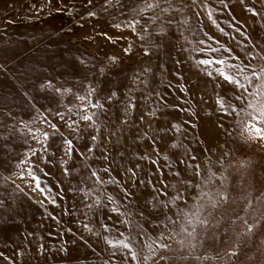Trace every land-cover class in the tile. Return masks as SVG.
Instances as JSON below:
<instances>
[{"label":"rangeland","instance_id":"rangeland-1","mask_svg":"<svg viewBox=\"0 0 264 264\" xmlns=\"http://www.w3.org/2000/svg\"><path fill=\"white\" fill-rule=\"evenodd\" d=\"M262 70L264 0H0V264H264Z\"/></svg>","mask_w":264,"mask_h":264},{"label":"snow or ice","instance_id":"snow-or-ice-1","mask_svg":"<svg viewBox=\"0 0 264 264\" xmlns=\"http://www.w3.org/2000/svg\"><path fill=\"white\" fill-rule=\"evenodd\" d=\"M89 2H91V0H89ZM154 6H155V5H152V4H148V5H147L148 8H151V7H154ZM88 15L91 16V15H94V13L89 12ZM144 54H145L146 56L148 55V50H147V49H145ZM203 62H204V63H207V61H203ZM218 63H222V61H218ZM220 75L223 77V79H224L225 81H228V82H230V83L235 82V81H233V78H232L230 75H227V74H225V73H223V72L220 73ZM252 75H253V76H257V73H256V72H253ZM261 78H264V70H262V72H261ZM245 79H247V77H245ZM117 95H118V92H117V91H112L111 94L107 96V99H108V100H112L113 97H116ZM217 103L219 104V106L221 107V109H223L225 112L227 111V108H228V107H231L230 105L226 107L225 104H224L219 98H218V100H217ZM129 107H133V108H134L135 105H133V104L131 103V101H129ZM260 117H261V120L264 121V105H262L261 108H260ZM83 119H85V120H89V119H91V117H89V116H84ZM52 127L55 128L56 126L53 125ZM255 131H256V133H257V137H258V139H262V140H264V129H262V128H260V127H256V128H255ZM92 139H93V140H96V137H95V136H92ZM65 144L67 145V148H66V152H65V154H66V155H70V154H72V153L74 152V149L72 148V141H71V140H65ZM89 151H91V149H89ZM105 159H107V156H105ZM193 159H195V157H193ZM153 163H154V162H153ZM64 170H65L66 173L68 172V169H67V168H65ZM104 171H105V172H108L109 170H108V169H104ZM127 171H128V172H132V169H127ZM197 174H199V172H197ZM92 175L95 176L96 173H92ZM133 175H135V173H133ZM213 175H214V174H213ZM221 179H223V177H221ZM217 197H218V199H214V200L211 201V203H212V207H213V208L217 207L219 204H221V203H223V202H226V200H227V195H226V193L223 192V191H219V192L217 193ZM178 198H182V197H180L179 194H178ZM197 219H199V217H197ZM199 222L202 223V224H204L205 226H209L210 223H211L208 219H203V220H200ZM216 223L218 224L219 221H217ZM259 223H260V222L257 221L255 225H249V226H248V231L251 232L255 227H257V226L259 225ZM123 246H124L126 249L129 248V245H128L127 243H125ZM160 247H161V248H165V247H167V245L161 243V244H160ZM236 254H237L236 252H233V253H232V255H236Z\"/></svg>","mask_w":264,"mask_h":264}]
</instances>
